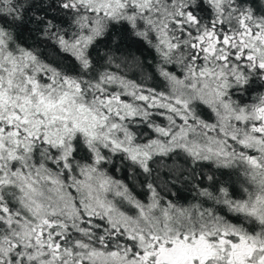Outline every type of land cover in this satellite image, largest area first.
<instances>
[{"label":"snow or ice","instance_id":"snow-or-ice-1","mask_svg":"<svg viewBox=\"0 0 264 264\" xmlns=\"http://www.w3.org/2000/svg\"><path fill=\"white\" fill-rule=\"evenodd\" d=\"M0 264H264V0H0Z\"/></svg>","mask_w":264,"mask_h":264}]
</instances>
